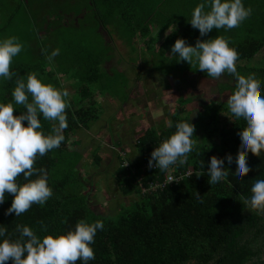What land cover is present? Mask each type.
I'll list each match as a JSON object with an SVG mask.
<instances>
[{"label": "trees", "instance_id": "16d2710c", "mask_svg": "<svg viewBox=\"0 0 264 264\" xmlns=\"http://www.w3.org/2000/svg\"><path fill=\"white\" fill-rule=\"evenodd\" d=\"M133 1L136 4L131 6ZM133 1L88 0L82 11L77 12L74 7L78 3L81 5L80 0H0V37H5L8 30H15L23 50L28 48L32 54L29 63L15 57L10 70L23 77L25 82L27 73L35 72L44 83L60 89H64L60 76L63 80L67 76L76 81L72 87L79 96V102L70 101V107L66 109L68 128L64 132L65 141L58 149L43 157L38 156L34 165L47 169L54 196L44 207L34 204L17 217L15 213L5 214L14 199L13 195L6 193L5 202L0 205V226L7 229L5 238H20L17 225L29 226L43 238L74 230L82 219L90 223L102 220L104 230H98L92 245L96 258L89 264H264V213L252 210L244 203L252 195L255 180L264 179V152L259 157L248 153L251 171L238 183L235 180V158L241 150L240 135L245 124L232 117L227 103L207 104L195 122L183 107L186 99L182 98V105L176 109L169 126L161 129L153 126L137 139L138 157L135 161L127 160L140 174L133 175L122 167L116 173L121 194L125 197L136 194L139 200L124 206L116 215L101 214L91 203L88 181L82 178L78 168L83 155L73 149L71 139L79 132L92 130L100 121L103 107L96 99L97 94L118 98L122 104L130 98L129 93L122 94L123 89L129 88V80L125 79L122 84L116 74L119 71L110 73L105 68L118 49L101 34V28L108 32L111 40H115L116 35L117 39H126L134 52L138 51V37L145 39L146 47L154 57L153 67L157 60H169L174 70L188 71L210 80L213 78L198 70V65L178 62L177 57L167 56L177 39L183 38L195 46L198 39L206 41L224 36L238 52L237 63L252 61L264 49V0H243L245 7L253 10L246 21L227 32L213 29L204 37L189 22L193 9L201 0ZM116 11L122 12L125 23H119L125 25V29L116 26L117 17H113ZM84 25L89 30L84 31L80 39L77 35ZM152 26L160 28L157 36L153 35ZM172 26L175 29L158 47L163 34ZM96 37L101 41L98 42ZM56 49L60 50L59 55L49 61L48 56ZM236 67L241 75L255 74L264 84V67ZM141 69L143 67L138 71ZM227 76L235 81L233 76ZM15 86V77L0 82V102H13ZM234 91L235 84H225L220 89L221 93L229 95ZM14 107V116L26 111L23 105ZM222 108L229 116L224 125H220ZM40 119L44 132L50 133L54 122L44 120L42 115ZM180 121L194 125V143L185 165L179 164L174 170H178L176 175L190 169L193 172L178 185L150 191L148 183L163 181L166 171L153 170L145 174L141 167L149 162L155 148L176 131L175 125ZM24 126H27L26 121ZM229 154L233 157V164L228 165L225 159L224 165L230 169L228 177L211 185L207 175L211 157L224 159ZM124 158L121 157V161ZM141 175L143 182L138 183ZM36 178L34 175L30 179ZM17 183H27L23 174L17 177ZM7 264H13V261L9 260ZM76 264H82V261Z\"/></svg>", "mask_w": 264, "mask_h": 264}, {"label": "clouds", "instance_id": "9594fccd", "mask_svg": "<svg viewBox=\"0 0 264 264\" xmlns=\"http://www.w3.org/2000/svg\"><path fill=\"white\" fill-rule=\"evenodd\" d=\"M206 8L208 10H206ZM252 8L245 7L243 0H201L193 9L189 21L200 36H207L213 29L225 32L238 28L252 15ZM231 41L218 35L214 39H198L195 46L181 38L177 39L171 53L179 61L198 65V70L208 77L220 79L227 73L235 79V91L227 100L228 109L236 120H242L245 130L240 135L241 150L235 158V180L239 183L248 176V153L259 157L264 152V84L255 74L241 75L237 71L239 59ZM23 50L18 37L0 39V82L11 81L15 77L12 91L13 102H0V205L5 202L6 193L14 196L6 215L15 213L17 217L26 213L34 204L44 207L54 196L49 185V174L45 168L34 167L37 157H43L58 149L65 141L68 128L66 109L70 107L68 89H60L46 84L35 72L27 73V80L18 77L10 70L13 59ZM60 50L52 51L48 60L52 61ZM31 96V102H29ZM14 105H23L26 111L14 116ZM54 122L50 133L43 130L40 116ZM27 126H24V122ZM176 131L163 140L151 153L149 167L167 171L170 166L186 163L188 154L193 150L195 127L190 122L180 121ZM125 159V158H124ZM228 165L233 164L229 154L224 159L212 156L208 165L209 183L216 185L229 175ZM129 163V161L127 160ZM23 174L27 183H17V177ZM36 179H30L33 176ZM252 195L245 200L252 210L264 213V179H257L251 188ZM197 199L200 198L196 193ZM104 222L80 220L74 230L65 234L46 235L41 238L26 225H17L20 238H5L7 229L0 226V264H89L95 260L92 245L98 230H104ZM47 231L46 228L43 229Z\"/></svg>", "mask_w": 264, "mask_h": 264}, {"label": "rangeland", "instance_id": "374dc122", "mask_svg": "<svg viewBox=\"0 0 264 264\" xmlns=\"http://www.w3.org/2000/svg\"><path fill=\"white\" fill-rule=\"evenodd\" d=\"M80 1H82L81 5L78 3V6L74 7L78 10L77 12L82 11L85 7L84 4L88 3V0ZM151 29L153 31V28ZM87 30L89 28H85L84 25L77 36L80 39L83 38V32ZM101 34L107 37L109 42H112L106 30L103 29ZM157 34H159L158 29L154 30L153 35L157 36ZM168 34H163V39L158 43V47L164 43ZM11 36L18 37L17 32L8 30L7 35L0 38L5 39ZM117 38L116 35L113 43H115L118 50L114 52L115 54H112L115 57L114 59L111 58V61H107L105 68L110 73L116 70L119 71L116 74L122 84L125 83V79L129 80L131 86L130 100L122 104L118 98L97 94L96 99L103 107L100 121L93 126L92 130L79 132L77 136L71 139L73 149L83 155V160L78 168L81 171L82 178L88 181L87 192L90 193L91 203L97 212L104 215H116L124 206H130L139 200L136 194L129 197L123 196L118 189L116 180V173L120 167L125 169L130 167V165H127V159L135 161L134 159L138 157L137 139L151 126H155L157 129L169 126L175 110L182 105L180 103L182 98L186 99L183 107L191 114L192 120L197 122L207 104L213 102L227 103L230 95L225 92L221 93V86L235 84V81L229 78L226 73L220 79L211 80L188 71L181 73L179 70L172 68L173 63L171 64L172 61L169 60L166 62L157 60L156 65L153 67L154 57L146 47L147 42H144L141 37H139L136 44V48H138L136 52L132 51L126 39ZM95 39L98 42L101 41L98 37ZM28 50V48H25L17 59L29 63L32 54ZM171 55V51L168 52L167 56ZM14 59L10 68L13 66ZM236 65L264 67V49L252 61L236 62ZM145 66L149 68L145 70ZM175 66L177 67V65ZM140 67H143L145 71L143 69L137 71ZM153 68L154 71L151 72L153 83L151 86H153V94L155 91L158 92V97L148 94L150 84L145 82L151 76L148 70H153ZM167 74L175 75V78ZM60 78H62L64 88L70 92L69 101L79 102V96L72 87L76 81L70 80L67 76H64V80L62 76ZM158 84L160 85L158 86ZM127 89L125 88L122 91L124 96L128 93ZM188 100H190L189 103H187ZM228 120V113L222 108L220 125L226 124ZM121 157L126 158L121 161Z\"/></svg>", "mask_w": 264, "mask_h": 264}, {"label": "built area", "instance_id": "2783aa9c", "mask_svg": "<svg viewBox=\"0 0 264 264\" xmlns=\"http://www.w3.org/2000/svg\"><path fill=\"white\" fill-rule=\"evenodd\" d=\"M127 165H130V164L127 162ZM178 165H179V163L170 166V168L165 173L163 181L157 180L156 182L155 181L149 182L148 184H149L150 191H153V190L157 191L158 189L164 190L168 186L178 185L185 178L189 177L192 174L193 171L190 169L188 171L179 172V174L176 175V173H178V170H174V168H176ZM184 165H185V163H184ZM128 169L133 173V175H139L140 174V173H138V170L133 166L132 167L130 166ZM141 170L143 173L146 174L148 171H153V170L158 171L159 169H157L155 167L150 168L149 162H146L141 167ZM143 178L144 177L142 175L139 176L138 183H142Z\"/></svg>", "mask_w": 264, "mask_h": 264}, {"label": "crops", "instance_id": "0c3cea01", "mask_svg": "<svg viewBox=\"0 0 264 264\" xmlns=\"http://www.w3.org/2000/svg\"><path fill=\"white\" fill-rule=\"evenodd\" d=\"M130 1H133V0H130ZM134 4H136V2L133 1V2L131 3V6H134ZM116 12H117V14L114 13V16H113L114 18L117 17V18H116V19H117V21H116V22H117V23H116L117 25H116V24H115V25L118 26V27L121 28V29H125V25L123 26V25H121V24L119 23L120 21H122L123 24L125 23V21H123L124 18H123V16H122V15H123L122 12H119V11H116ZM151 28H153L154 30L158 29V30L160 31V28H159V27H153V26H152ZM174 29H175V26H172V27H170V28L167 29L166 33H169L168 35H170ZM166 37H167V36H166ZM138 38H139V37H138ZM142 39H143V38H142ZM122 40H123V39H122ZM143 40H144V42H146L145 39H143Z\"/></svg>", "mask_w": 264, "mask_h": 264}, {"label": "flooded vegetation", "instance_id": "af4514ba", "mask_svg": "<svg viewBox=\"0 0 264 264\" xmlns=\"http://www.w3.org/2000/svg\"><path fill=\"white\" fill-rule=\"evenodd\" d=\"M102 31H103V28H101V33H102ZM113 41L114 40H112V44H113ZM109 42V41H108ZM115 44V43H114ZM138 71V70H137ZM145 71V70H144ZM149 72H150V74H151V72L153 71V70H148ZM147 73V72H146ZM150 76V75H149ZM168 78V77H167ZM175 78V77H174ZM145 82H146V84L148 83V84H150L149 86H148V94L149 95H151V96H156V97H158V92L157 91H155V93L153 94V86H151V84L153 83V75L151 74V76H150V78H147L146 80H145ZM167 84H169V83H167ZM160 84H158V86H159ZM130 87L131 86H129V88L127 89V92L130 94ZM168 90V89H167ZM145 93H147V92H145ZM128 94V95H129ZM129 100H130V98H129ZM176 111V110H175ZM173 116V115H172ZM172 119V118H171ZM172 121V120H171ZM167 126V125H166ZM150 128H153V126H151Z\"/></svg>", "mask_w": 264, "mask_h": 264}]
</instances>
